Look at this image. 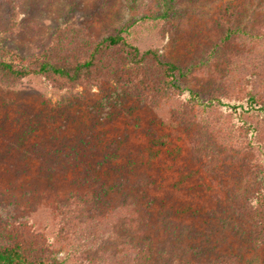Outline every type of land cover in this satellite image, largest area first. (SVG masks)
I'll use <instances>...</instances> for the list:
<instances>
[{"label": "trees", "instance_id": "trees-1", "mask_svg": "<svg viewBox=\"0 0 264 264\" xmlns=\"http://www.w3.org/2000/svg\"><path fill=\"white\" fill-rule=\"evenodd\" d=\"M175 1L183 0H149L143 8L141 0L127 2L136 20L145 24L161 20L165 27L178 13ZM24 3L27 0H0L1 21L11 34L18 28L16 6ZM33 5L28 17L32 14L39 21L46 3ZM217 17L219 34L215 39L219 42L215 49L218 46L223 51L226 42L238 40L264 47V0L228 1ZM4 50L0 54L1 85L39 78L59 91L97 88L101 96L96 110L92 105L87 113L90 128L105 126L121 115L131 117L132 128L123 142L137 138L143 146L134 157L115 164L123 142L111 145L106 152L108 147H101L102 137L90 131L74 143L60 138H53L50 144L37 141L42 156H54L37 166L40 179L52 183L63 176L84 186L82 193L74 195L73 209L69 206L62 211L64 230L68 226L62 237L74 242L72 251L78 256L59 260L43 233L13 217L12 222L0 223V264H67L69 260L73 264H264V256L259 255L264 253V129L247 122L249 114L259 113L264 118V60L251 59L249 66L243 65L247 70L245 95L234 96L227 85L217 84L205 91L186 85L190 68L164 60L156 48L140 49L132 43L129 29L95 37L85 26L69 23L58 26L49 40L29 55ZM231 52L224 50L223 56L228 58ZM243 52L233 55L239 57ZM64 105L71 107L64 100L57 111L63 113ZM216 107L244 114L241 129L246 134L235 128L221 131L208 122L206 114ZM45 116L29 114L21 120L25 139L17 143L20 150L35 131L47 127ZM52 116L49 122L54 120ZM201 116L200 124L197 119ZM182 137L187 138L188 160L177 144ZM31 154L23 151L25 156ZM97 157L108 163L92 162ZM180 158L187 161L184 170ZM163 160H170V169L179 174L174 181L164 174ZM240 161L243 166L237 164ZM141 169L154 175L135 179ZM101 170L103 181L99 179ZM111 178H115L112 184ZM113 191L120 192L121 203L107 209ZM123 212L133 231L123 242L131 244L134 256L123 251L118 253L121 255L97 251L103 239L96 236L94 223L108 219L111 213L122 217ZM230 238L249 247L250 260Z\"/></svg>", "mask_w": 264, "mask_h": 264}, {"label": "rangeland", "instance_id": "rangeland-1", "mask_svg": "<svg viewBox=\"0 0 264 264\" xmlns=\"http://www.w3.org/2000/svg\"><path fill=\"white\" fill-rule=\"evenodd\" d=\"M127 1L27 0V3L16 6L18 28L13 34L7 31L6 26L3 25L1 21L3 13L0 8V54H3L6 49L21 55H29L39 45L49 40L51 33L58 26L69 23L85 26L95 37L105 36L117 30L129 29L132 43L140 49L156 48L164 60L190 68L185 84L191 88L205 91L217 84L221 87L227 85L229 90L233 89L234 96L245 95L244 81L247 70H244L243 65L249 66L251 59L258 60V62L264 60V47L238 40V42H224L223 51H220L218 46L216 49L214 48L215 43L219 42L215 39L219 34V30H216L218 10L228 1L241 2L243 0L175 1L178 13L172 16L170 24H166L165 27L161 20L148 24L136 20L137 18L130 13V2ZM148 1L141 0L142 8ZM37 2L46 3L44 13L39 21L32 14L28 17L29 9H32L35 6L33 4ZM166 27L172 31L169 32ZM233 49L234 51H232ZM224 50L227 53L232 51L228 58L223 56ZM237 51L244 52L241 56L236 57L233 53ZM209 52H213V54L207 59ZM239 59L241 62L238 65ZM241 69L244 73H241ZM100 96L97 88L89 91L78 87L70 92L59 91L39 78H28L14 86L0 84V223L12 222L13 217L25 221L34 230L46 236L55 256L61 261L68 256L69 258L78 256L72 251L74 242H65L62 237L68 230V226L65 230L62 226V211H66L69 206L70 210L73 209L71 204L74 195L82 193L84 186L81 183L74 185L72 178L64 179L63 176L55 178L52 183L40 179L37 166L44 163L42 162L44 160V164L49 160H54V156L52 158L42 156L41 150L37 149L36 145L40 141L50 144L53 142V138L65 141L70 139L74 143L81 136L89 133L88 131L102 137L101 147L107 146L106 152L111 150V145L123 142L125 133L129 134L128 130L132 128L134 120L131 117L126 118L121 115L105 126L90 128L87 113L92 105L95 109ZM64 100L70 103L71 107L67 109L64 105L66 110L61 113L57 111V107ZM224 101L228 103L229 99ZM230 110L226 107H216L211 113L206 114L208 119H205L214 123L215 126H219L218 129L221 131L235 128L241 134H246V131L241 129L245 115H238L237 112ZM38 113L46 115L47 127L35 131L25 142V147L20 150V144L17 143H22V140L25 139L21 120H25L29 114L37 115ZM51 116L54 120L49 122L48 119ZM200 118L203 116L197 119L201 124ZM250 121L260 124L259 126L264 129V118H261L259 113L249 114L247 122L250 123ZM88 128L90 129L88 130ZM248 135L250 136L249 130ZM57 142L61 143L59 140ZM140 142L137 138L123 142L121 151L117 152L120 158L114 163L124 162L127 158L134 157L139 148L143 146V143ZM177 144L182 147V157L190 159L187 138L182 137ZM32 148H36V150ZM23 151L32 154L25 156ZM33 151H36L37 155L33 154ZM62 160L64 163L66 162L63 158H61ZM97 161L108 163L103 157L92 160L96 163ZM162 163V167L166 168L164 174L169 178V181H174L179 174L177 175L170 169L173 163L170 160H163ZM178 163L182 165V170L186 169L187 161L185 159L180 158ZM237 164L243 166V161ZM101 173L99 179L103 181L104 171L101 170ZM139 174L140 177H135V179L141 178L143 175L153 176L154 172L141 169ZM208 180L209 175L205 176V181ZM114 181L115 178H111L109 183ZM120 203V192L113 191L107 199V209L117 207ZM105 208L104 204L102 210ZM124 214L123 212L120 217L111 213V217L108 219H100L98 222L96 220L94 223L96 236L103 239L102 243L98 245L97 251L105 249L107 255H110L112 250L117 255L124 252L134 256L135 251H131L133 249L131 244L128 241L123 242L126 236L132 237L133 234L132 225L123 217ZM62 228L64 232L61 234ZM134 228L135 226H133ZM233 239L230 238V241H235V248L237 250L243 248L242 253L248 258L247 260H250L252 253L249 251V247H245L246 244L242 246L240 240ZM87 244L89 247H96ZM123 248L124 250H122ZM259 255L264 256V253ZM73 263L72 260L67 262V264Z\"/></svg>", "mask_w": 264, "mask_h": 264}]
</instances>
